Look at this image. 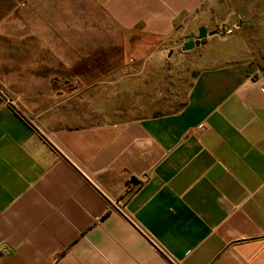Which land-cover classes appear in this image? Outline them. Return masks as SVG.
Wrapping results in <instances>:
<instances>
[{
	"label": "crops",
	"instance_id": "crops-1",
	"mask_svg": "<svg viewBox=\"0 0 264 264\" xmlns=\"http://www.w3.org/2000/svg\"><path fill=\"white\" fill-rule=\"evenodd\" d=\"M222 26L178 111L78 113L115 29ZM0 90V264H264V0H0Z\"/></svg>",
	"mask_w": 264,
	"mask_h": 264
},
{
	"label": "rangeland",
	"instance_id": "rangeland-1",
	"mask_svg": "<svg viewBox=\"0 0 264 264\" xmlns=\"http://www.w3.org/2000/svg\"><path fill=\"white\" fill-rule=\"evenodd\" d=\"M225 30L222 26L215 31L223 35ZM115 39L121 44L114 49V61L108 59L105 63L102 60L103 70L112 69L114 74L82 76L85 85L91 82L90 86L100 88L97 91L81 90L80 97L92 99L89 105L84 103L78 112L86 118L84 122L139 120L178 111L184 105L197 75L193 69V57L182 51L183 42L163 43L139 34L120 33L116 29ZM111 77L116 83L105 90V84L100 82ZM17 93L0 90V94L9 101L17 100ZM23 104L25 106L26 103ZM21 109L38 124L36 108L26 106ZM95 111L96 114H93Z\"/></svg>",
	"mask_w": 264,
	"mask_h": 264
},
{
	"label": "water",
	"instance_id": "water-1",
	"mask_svg": "<svg viewBox=\"0 0 264 264\" xmlns=\"http://www.w3.org/2000/svg\"><path fill=\"white\" fill-rule=\"evenodd\" d=\"M217 31L208 32L205 27H201L197 31V35L190 34L184 39V43L182 46L183 52H190L195 47H198L200 45V42L205 40L208 37H212L214 35H217Z\"/></svg>",
	"mask_w": 264,
	"mask_h": 264
},
{
	"label": "built area",
	"instance_id": "built-area-1",
	"mask_svg": "<svg viewBox=\"0 0 264 264\" xmlns=\"http://www.w3.org/2000/svg\"><path fill=\"white\" fill-rule=\"evenodd\" d=\"M218 33L222 34V32H218Z\"/></svg>",
	"mask_w": 264,
	"mask_h": 264
},
{
	"label": "trees",
	"instance_id": "trees-1",
	"mask_svg": "<svg viewBox=\"0 0 264 264\" xmlns=\"http://www.w3.org/2000/svg\"><path fill=\"white\" fill-rule=\"evenodd\" d=\"M182 107H183V106H182ZM182 107H181V108H182Z\"/></svg>",
	"mask_w": 264,
	"mask_h": 264
}]
</instances>
